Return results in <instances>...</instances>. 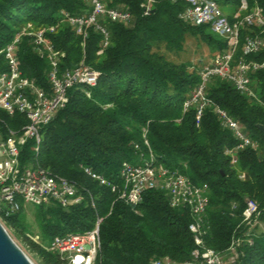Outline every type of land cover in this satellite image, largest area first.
Segmentation results:
<instances>
[{
  "label": "trees",
  "instance_id": "trees-1",
  "mask_svg": "<svg viewBox=\"0 0 264 264\" xmlns=\"http://www.w3.org/2000/svg\"><path fill=\"white\" fill-rule=\"evenodd\" d=\"M214 1L233 7L234 12L246 1L249 11L258 8L264 16V0ZM103 2L109 9H124L132 15L128 24L101 21L110 33L105 48L100 31L88 29L83 40L64 15L89 14L87 0H0V52L21 35V72L37 87L50 91L51 66L37 54L33 37L23 35L25 30L47 31L55 49L64 53L61 72L84 65L101 74L95 87L69 91L65 108L42 128L38 153L35 139H29L21 151L24 167L38 164L68 180L83 195L82 203L68 209L56 203L23 208L1 222L38 264H67L49 250L53 240L92 231L99 219L102 247L95 264H150L163 258L177 264L189 262L197 248L189 230L195 222L189 209L171 207L167 193L160 189L145 192L138 206L119 199L123 165L140 166L153 156L158 165L192 184L209 187L202 226L206 248L225 256L233 240H240L238 258L228 264H264V233L248 235L249 227L243 224L250 199L258 204V222L264 225V135L257 128L264 126V73L252 77L258 83L261 103L220 79H213L207 89L208 97L259 144L257 150L241 151L233 167L226 155L236 146L232 132L221 125L212 108L200 123L196 107L184 108L200 84L201 69L191 63L176 64L166 56L182 51L187 37L204 41L216 53L224 52L227 43L208 33V27L180 19L188 7L185 0H158L149 16L142 13L145 0ZM257 34L260 30L245 29L241 39ZM247 59L264 61V51ZM7 70L0 54V74ZM0 118L5 137L9 131L21 133L28 124L21 114L8 116L0 111ZM86 170L102 176L109 185H101ZM29 213L34 215L38 235L28 223Z\"/></svg>",
  "mask_w": 264,
  "mask_h": 264
},
{
  "label": "built area",
  "instance_id": "built-area-1",
  "mask_svg": "<svg viewBox=\"0 0 264 264\" xmlns=\"http://www.w3.org/2000/svg\"><path fill=\"white\" fill-rule=\"evenodd\" d=\"M91 7L89 14L71 17L64 14L76 34L86 40L88 29L100 31L104 39V48L110 42V33L101 21L128 24L132 15L124 9H109L103 0H87ZM158 0H145L143 16H149ZM188 7L180 14V19L193 26H206L212 33L227 43L224 52L216 53L210 63L200 71V84L185 102V111L191 107L197 109V122L200 123L205 111L212 108L221 125L232 132L236 146L226 151L231 165L237 167L238 154L246 149L257 150L258 142L246 128L228 111L216 105L207 95V89L213 79L226 81L237 92L261 103L258 97V83L252 80L256 74L264 73V61L247 59L264 51V16L260 9L249 11L244 1L237 12L226 15L214 0H185ZM30 28V27H29ZM245 29L260 30V34L246 36ZM53 32L54 29H50ZM46 30L27 31L23 35L33 37L37 54L47 59L51 66L49 82L51 89L45 91L37 87L34 80L26 78L21 72L18 48L21 35L8 45L0 54L4 55L8 70L0 74V111L8 116L21 114L28 124L21 133L9 131L5 137L0 131V221L8 218L28 206H46L56 203L64 209L82 203L84 197L74 184L64 178L54 176L49 170L35 164L24 167L21 151L29 139H35L39 152L41 130L49 125L56 114L69 101V91L73 88H92L101 74L90 67L81 65L75 70L61 72L60 63L64 53L57 51L47 38ZM239 51L242 56L238 57ZM101 51L100 53H102ZM1 119V118H0ZM146 145L149 146L148 142ZM86 172L101 185H109L100 175ZM122 188L119 199L129 206H138L145 192L160 189L167 193L173 208H187L195 218L189 226L194 235L196 250L193 259L184 264H224L223 256L213 249L206 248L203 241L204 216L209 206V187L196 186L185 176L158 165L151 156L143 165L125 163L121 170ZM241 178H244L242 176ZM116 191V187L113 188ZM93 204V202H92ZM260 216L259 206L253 200H247L243 212V224L254 226ZM96 223L92 231L84 234L56 237L49 250L58 253L67 264H95L101 253L100 224ZM240 240H233L227 252L232 256L230 263L238 258L237 247ZM150 264H177L169 258L152 261Z\"/></svg>",
  "mask_w": 264,
  "mask_h": 264
},
{
  "label": "rangeland",
  "instance_id": "rangeland-1",
  "mask_svg": "<svg viewBox=\"0 0 264 264\" xmlns=\"http://www.w3.org/2000/svg\"><path fill=\"white\" fill-rule=\"evenodd\" d=\"M221 8L226 15H230L234 12V8L230 6H222ZM208 33L213 35L217 40H222L220 37L212 33L210 30H208ZM215 55L216 52L213 49H211L204 41L192 37L186 38L182 51L174 52V53H166L167 58L176 64L191 63L192 65L199 67L201 70L210 63V61ZM33 207L34 206H28V210L29 208H33ZM28 223L32 231H34V233L38 235L39 228L32 213H29ZM248 227H249L248 235L264 233V225L260 222H258L254 226H248ZM9 234H11V232ZM13 239L19 245V247L25 252V254L33 262V264H38L36 258L33 257V255L29 252V250L25 248L23 243H21V241L15 238ZM35 239L36 240L38 239L37 236ZM231 255L229 254V252H227L225 256H223L224 264L230 263L229 261H231V257H232Z\"/></svg>",
  "mask_w": 264,
  "mask_h": 264
},
{
  "label": "water",
  "instance_id": "water-1",
  "mask_svg": "<svg viewBox=\"0 0 264 264\" xmlns=\"http://www.w3.org/2000/svg\"><path fill=\"white\" fill-rule=\"evenodd\" d=\"M264 135V126H257ZM0 264H33L0 221Z\"/></svg>",
  "mask_w": 264,
  "mask_h": 264
}]
</instances>
